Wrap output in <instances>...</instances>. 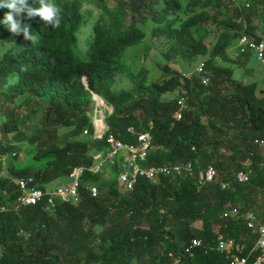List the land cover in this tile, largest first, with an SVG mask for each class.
<instances>
[{"label": "trees", "instance_id": "1", "mask_svg": "<svg viewBox=\"0 0 264 264\" xmlns=\"http://www.w3.org/2000/svg\"><path fill=\"white\" fill-rule=\"evenodd\" d=\"M51 2L62 9L59 28L46 27L38 16L24 21L38 35L35 45L0 24V43L6 45L0 81L17 74L0 87V154L7 155L4 174L0 163V207L6 205L0 210V264H231L218 246L231 238L245 244L247 255L257 233L242 214L256 208L264 221V92L218 59L227 57L234 42L240 65L253 58V50L241 52L237 41L242 34L261 38L264 0ZM7 11L0 9V20ZM90 23L91 30L82 29ZM146 36L147 50L155 48L164 60L154 73L143 67L136 72L124 58ZM197 58L203 69L191 74L170 64ZM118 76L129 77L131 85L114 88ZM168 92L176 96L165 99ZM94 94L112 105L102 138L94 137ZM28 96L44 104L31 135L17 120L19 100ZM180 96L188 108L175 119ZM105 121L96 120L100 131ZM131 126L152 138L144 166L190 162L192 170L183 167L157 181L140 176L126 191L118 184L117 162L101 172L85 170L80 202L58 200L51 210L44 202L14 207L19 177L32 175L49 189L54 180H67L75 166L91 165L107 147L108 134L134 143ZM60 127L70 128L64 141L56 140ZM23 140L35 145L37 164H16V142ZM210 165L217 175L204 181ZM240 170L249 180L236 178ZM193 239L200 243L191 247Z\"/></svg>", "mask_w": 264, "mask_h": 264}, {"label": "built area", "instance_id": "2", "mask_svg": "<svg viewBox=\"0 0 264 264\" xmlns=\"http://www.w3.org/2000/svg\"><path fill=\"white\" fill-rule=\"evenodd\" d=\"M249 4L247 3L246 6ZM237 47L241 52L253 50L256 58L264 63V33L261 34L259 40L250 38L247 34H242L237 41ZM204 62H200L196 71L203 69ZM209 78L203 77L202 82L208 84ZM188 108L186 98L180 96L178 98V107L173 113L175 119H180L184 111ZM104 114V110H102ZM106 115H103L105 119ZM94 123L95 119H93ZM96 126V125H95ZM108 129L106 121L105 126L101 131H95V138H102L103 134ZM131 133L135 134L136 140L134 143H127L119 139L113 134L106 136L107 147L103 150L98 151L94 155V161L91 165H77L75 166L67 180L62 181L57 186L49 189L40 188L35 182L32 175L21 176L16 180V184L19 188V194L15 201V208H19L25 205L36 204L44 202L45 208L51 210L54 208L56 201L66 202H80L82 193L80 191L81 178L85 170L92 172H101L105 166H112L118 162V184L123 190L133 189L137 179L140 176L146 177L152 181H157L158 178L163 174H170L171 172H180L183 167L187 170H192V164L189 162L184 166L175 165L173 167L168 166H144L142 162L146 159L150 149H152V138L149 132H137L136 129L131 126L128 129ZM88 130H84L83 134L87 135ZM260 145L264 148V138L260 140ZM15 155V152L12 153ZM7 155L0 154V163H5ZM217 175L216 169L213 166H208L205 171L204 181H211ZM236 178L239 181L245 182L249 180V175L240 170L236 172ZM90 193L92 196H96L98 188L96 185L90 186ZM6 209V205H2L0 210ZM232 213H238L237 208H231ZM249 228H252L257 233V241L255 247L250 249L247 255L243 254L245 250V244L241 243L233 238L219 240L218 246L222 251H225L227 257L230 258L231 264H264V221L258 218L255 210H249L243 212ZM200 241L193 239L191 247L199 244ZM255 254L250 259L252 254Z\"/></svg>", "mask_w": 264, "mask_h": 264}, {"label": "rangeland", "instance_id": "3", "mask_svg": "<svg viewBox=\"0 0 264 264\" xmlns=\"http://www.w3.org/2000/svg\"><path fill=\"white\" fill-rule=\"evenodd\" d=\"M83 30H91V23L87 26L82 28ZM258 33H264V16L262 21L257 25ZM79 48L83 50L86 47L84 33L83 31L79 32ZM209 42V38L206 40ZM151 42L149 36H146L144 40L138 44L132 45L128 47L124 58L126 62L133 70L136 72L141 68H147L150 72L154 73L158 70V63H164V60L161 58L159 52L153 48L152 50L148 51L146 45ZM6 45L0 43V54L5 49ZM200 58L195 59L193 62L187 64L185 61H180L179 63H172L170 62L171 66L182 70L186 74H191L192 72L196 71L199 64ZM221 64L229 65L234 68L235 77L238 79H243L245 81H256L258 83L259 92H264V63L259 61L256 56L254 55L252 59L246 62L245 65H240L243 63V59L239 58L238 52L236 50V42L232 44V46L228 50V55L225 59H218ZM17 74H12L3 78L0 81V87L5 86L8 82L15 81ZM131 85V80L127 76H118V81H116L114 88L121 89L127 88ZM176 96V92H168L164 94L165 99H170ZM95 98V102L93 105V119L99 120L103 117V115H107L112 110V105L105 100H102L97 95L93 96ZM36 98L34 96H28L19 100V107L17 110V120L19 122L20 127L22 130L31 135L33 131L37 128V125L42 117L44 104L37 105ZM106 103V104H105ZM104 110V114L102 113ZM105 121V119H104ZM68 127H60L58 129V135L56 137L57 141H64L68 136ZM17 144V151L19 152V158L16 161L17 165H25V164H37L34 159L35 154V145L30 140H23L20 142H16ZM6 163L4 164L3 174L5 173ZM62 180L56 179L50 183V188L57 186L61 183Z\"/></svg>", "mask_w": 264, "mask_h": 264}, {"label": "clouds", "instance_id": "4", "mask_svg": "<svg viewBox=\"0 0 264 264\" xmlns=\"http://www.w3.org/2000/svg\"><path fill=\"white\" fill-rule=\"evenodd\" d=\"M39 5L38 7L36 5ZM0 9H8L0 24L13 35H23V39L35 45L38 35H34L31 25L25 20L40 17L45 26L57 29L62 22V9L51 0H0ZM96 95V94H95Z\"/></svg>", "mask_w": 264, "mask_h": 264}, {"label": "crops", "instance_id": "5", "mask_svg": "<svg viewBox=\"0 0 264 264\" xmlns=\"http://www.w3.org/2000/svg\"><path fill=\"white\" fill-rule=\"evenodd\" d=\"M95 125L97 127V124H95ZM97 131H100L98 127H97ZM253 210L256 211L258 218L261 220L263 218L261 210H257L256 208H253Z\"/></svg>", "mask_w": 264, "mask_h": 264}, {"label": "water", "instance_id": "6", "mask_svg": "<svg viewBox=\"0 0 264 264\" xmlns=\"http://www.w3.org/2000/svg\"><path fill=\"white\" fill-rule=\"evenodd\" d=\"M95 95V94H94Z\"/></svg>", "mask_w": 264, "mask_h": 264}]
</instances>
